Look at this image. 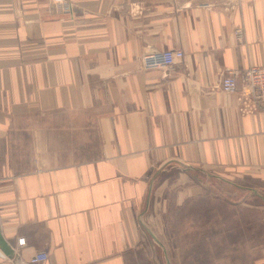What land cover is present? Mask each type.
Segmentation results:
<instances>
[{"label": "crops", "instance_id": "1", "mask_svg": "<svg viewBox=\"0 0 264 264\" xmlns=\"http://www.w3.org/2000/svg\"><path fill=\"white\" fill-rule=\"evenodd\" d=\"M63 1L0 0V264H176L170 186L264 201V112L221 88L264 65V0ZM150 48L185 58L145 70Z\"/></svg>", "mask_w": 264, "mask_h": 264}, {"label": "rangeland", "instance_id": "2", "mask_svg": "<svg viewBox=\"0 0 264 264\" xmlns=\"http://www.w3.org/2000/svg\"><path fill=\"white\" fill-rule=\"evenodd\" d=\"M47 3L59 17L64 1ZM202 180L198 176L197 182L188 184L181 179L170 186L175 189H170L167 211L158 220L175 246L176 264H247L256 242H264V201L253 195L240 201L241 194L233 187L208 177ZM186 188L194 193L177 204L174 194Z\"/></svg>", "mask_w": 264, "mask_h": 264}, {"label": "built area", "instance_id": "3", "mask_svg": "<svg viewBox=\"0 0 264 264\" xmlns=\"http://www.w3.org/2000/svg\"><path fill=\"white\" fill-rule=\"evenodd\" d=\"M184 58L182 49L150 48L141 55L140 66L145 70L168 68L182 62ZM221 88L225 92L237 94L243 113L264 112V65H250L242 70L228 69L221 79ZM18 242L24 245L26 239L20 238ZM48 256L47 252L40 251L31 258V263L46 261Z\"/></svg>", "mask_w": 264, "mask_h": 264}, {"label": "water", "instance_id": "4", "mask_svg": "<svg viewBox=\"0 0 264 264\" xmlns=\"http://www.w3.org/2000/svg\"><path fill=\"white\" fill-rule=\"evenodd\" d=\"M0 244H1L2 248L4 249V251L6 253L10 254L9 245L4 241V239L2 238L1 235H0Z\"/></svg>", "mask_w": 264, "mask_h": 264}]
</instances>
